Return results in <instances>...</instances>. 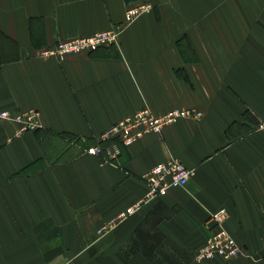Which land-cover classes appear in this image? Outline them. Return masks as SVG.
<instances>
[{"label":"crops","instance_id":"crops-1","mask_svg":"<svg viewBox=\"0 0 264 264\" xmlns=\"http://www.w3.org/2000/svg\"><path fill=\"white\" fill-rule=\"evenodd\" d=\"M151 7L118 45L41 50ZM148 106L197 109L121 154H88L115 122ZM0 109L40 112L35 130L0 124V264H264V0H0ZM171 158L186 187L144 203V176ZM225 208L244 253L199 261Z\"/></svg>","mask_w":264,"mask_h":264},{"label":"built area","instance_id":"built-area-1","mask_svg":"<svg viewBox=\"0 0 264 264\" xmlns=\"http://www.w3.org/2000/svg\"><path fill=\"white\" fill-rule=\"evenodd\" d=\"M150 5H140L128 8L125 20L114 27L97 32L90 36H78L68 40H61L56 45L45 47L41 50L44 57H54L64 60L70 54L84 51H95L101 47L118 45L120 36L126 27ZM203 113L197 109L175 108L163 115H157L151 108L145 106L134 114L118 120L111 125L101 136V142L96 146L86 147L88 154L107 156L112 160L121 154V146L130 147L146 134H161L164 128L175 123L181 118H201ZM40 112L27 110L11 113L0 109V124L12 121L19 125L18 134L35 130L39 125ZM257 129L264 130V119L259 121ZM194 175L192 169L187 168L179 159L171 158L166 162L156 164L145 174L144 180L148 187L145 198L134 203L116 217L101 225L97 229L100 236L112 232L121 222L133 215L144 203L158 199L168 194L170 189L186 187L190 178ZM227 210H220L211 214L214 226L206 240V243L197 254L199 261H206L217 257L231 260L244 253L241 247L224 226Z\"/></svg>","mask_w":264,"mask_h":264}]
</instances>
